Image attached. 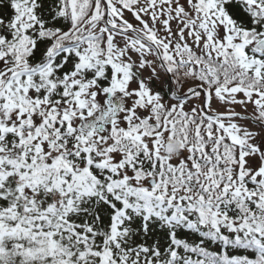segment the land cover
Masks as SVG:
<instances>
[{"label": "snow or ice", "instance_id": "snow-or-ice-1", "mask_svg": "<svg viewBox=\"0 0 264 264\" xmlns=\"http://www.w3.org/2000/svg\"><path fill=\"white\" fill-rule=\"evenodd\" d=\"M0 264H264V0H0Z\"/></svg>", "mask_w": 264, "mask_h": 264}]
</instances>
